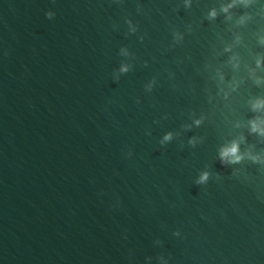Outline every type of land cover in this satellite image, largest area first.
<instances>
[{"label":"water","instance_id":"95a60500","mask_svg":"<svg viewBox=\"0 0 264 264\" xmlns=\"http://www.w3.org/2000/svg\"><path fill=\"white\" fill-rule=\"evenodd\" d=\"M226 2L0 0V264H264V2Z\"/></svg>","mask_w":264,"mask_h":264},{"label":"clouds","instance_id":"9594fccd","mask_svg":"<svg viewBox=\"0 0 264 264\" xmlns=\"http://www.w3.org/2000/svg\"><path fill=\"white\" fill-rule=\"evenodd\" d=\"M256 2L257 0H227V2L222 7L221 11L225 14V16L228 19H232V15L235 9H238V8L248 9ZM261 2H264V0H261ZM185 4L186 6H190L191 0H185ZM45 15L48 20H53L56 17V12L50 10L46 12ZM218 17H219V13L217 12L216 9H212L208 13V18L210 20H216L218 19ZM244 21H245V17L241 16L240 22L243 23ZM127 23H128L131 33L135 34L137 31V27L134 25L133 21L129 19ZM226 51L231 52L232 49L228 48L226 49ZM121 52H122V55L124 56L130 55L127 49H122ZM257 67L258 68L264 67V61H257ZM130 71H131V66L128 63L121 64L118 69V76L116 77V80L114 82L118 83L119 75H126ZM257 83H264V79L258 80ZM252 110L253 112H264V99L257 100L255 103H253ZM201 123H202L201 120L195 121L196 126H200ZM250 130L254 135L264 137V117H258L250 121ZM172 139H173V134L168 133L167 135L164 136L162 143L171 142ZM133 155L134 153L131 150L127 152L128 158H132ZM245 158H246L245 154L241 152V141L239 140L232 141L229 145H226L220 151V159H221V162L225 166L240 164L245 160ZM248 158L252 159L254 163H264V159H261L260 157H257V156H252L251 154H249ZM210 178H211L210 174L205 172L200 176L197 183L206 184ZM175 235L177 237H181L180 232H177ZM156 243L162 244L161 241H156ZM147 264H151L150 257L147 260ZM161 264H168V262L165 261L163 258H161Z\"/></svg>","mask_w":264,"mask_h":264}]
</instances>
